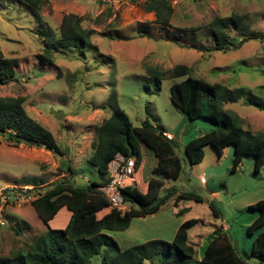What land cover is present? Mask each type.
I'll list each match as a JSON object with an SVG mask.
<instances>
[{"label": "rangeland", "instance_id": "obj_1", "mask_svg": "<svg viewBox=\"0 0 264 264\" xmlns=\"http://www.w3.org/2000/svg\"><path fill=\"white\" fill-rule=\"evenodd\" d=\"M167 1L172 12L168 25H161L154 22L156 15L147 9L151 0H126L116 5L103 0H42L39 23L24 6L0 0V52L18 62L16 81L0 85V97L23 96L25 111L51 131L64 153L14 146L0 136V185L31 184L40 194L58 182L102 183L105 176L89 160L95 126L122 109L132 125L139 126L147 119L174 136L182 171L176 180H163L161 191L174 187L177 193L192 192L201 199H180L177 207L173 199H168L158 212L133 218L126 230L107 231L119 248L153 239L170 242L182 221L195 218L198 221L188 232V242L196 248L195 258L197 242L205 244L206 234L223 224L233 246L248 264H264L263 259L250 254L254 238L264 227L247 233V226L257 215L249 205L264 199V166L257 172L253 157H244L231 171L233 148H225L218 156L210 145L203 149L201 161L190 164L183 148L186 140L213 125L209 119H187L171 102L170 85L183 78L165 76L157 89L146 71L151 67L170 70L184 64L194 78L251 90L262 101L261 109L248 104L245 96L225 104L223 109L239 116L243 129L264 132V39H249L224 52L196 49L199 45L212 46L210 23L215 16H232L237 24H229L227 33L233 37L264 33V0ZM164 11L161 10L163 15ZM67 14L79 16L82 27L94 30L91 42L96 50H62L53 54L52 65H44L37 58L43 43L34 31L39 26L57 31ZM139 25L147 31L139 33ZM139 145L141 161L134 179L143 191L156 158L145 145ZM8 211L11 223L21 225L19 234L9 224L0 226L3 256L25 250L34 237L47 229L31 204ZM68 220L69 211L62 206L48 226L62 228ZM101 261L102 253L94 256L90 264ZM143 264L159 261L156 257Z\"/></svg>", "mask_w": 264, "mask_h": 264}, {"label": "trees", "instance_id": "obj_2", "mask_svg": "<svg viewBox=\"0 0 264 264\" xmlns=\"http://www.w3.org/2000/svg\"><path fill=\"white\" fill-rule=\"evenodd\" d=\"M9 1L24 6L35 20L38 19V23L41 21L39 10L42 0ZM147 9L156 15L155 23L168 25L172 7L167 0H151ZM162 9L165 10V15L162 14ZM229 24H237L232 16H215L210 23L209 39L212 46L208 48L199 45L196 49L202 52H224L239 47L249 39H264V33L254 32L242 38L233 37L227 33ZM137 31L140 33L147 30L139 25ZM34 33L43 43V51L37 58L44 65H52L53 54L62 50H96L91 42L94 30L82 27L79 16L75 14L64 15L57 31L39 26ZM17 64V58L0 52V85L16 81ZM146 71L157 89L165 76L183 78L171 83V102L187 119H209L213 125L201 135L186 140L183 148L190 164L201 161L203 149L210 145L218 156L222 155L225 148H233L231 171L238 167L244 157H253V169L257 172L264 166V132L243 129L241 118L223 109L225 104L241 96L247 98L248 104L261 109L262 101L251 90L244 87L231 89L220 83L194 78L190 74V68L184 64L175 65L170 70L151 67ZM23 102L24 97L21 95L0 97V136L14 146L22 144L27 147H43L55 154H64L58 149L51 131L28 115ZM95 137L89 160L105 178L108 163L117 153L134 157L136 171L141 161L139 144L142 143L152 151L156 164L151 169L152 175L147 180L145 191L139 190L134 181L122 186L119 191L127 209L121 211L109 207L107 199L95 189L108 181V178L102 183L54 184L31 202L47 229L34 237L25 250L17 249L8 256L0 255V264H90L92 258L101 253V264H143L145 260L156 257L159 264H248L233 246L227 229L221 226L205 237L206 243L201 247L199 259H196L195 247L188 242V232L198 221L195 218L182 221L170 242L153 239L120 249L117 241L107 231L126 230L133 218L156 213L172 197L174 205L180 199L199 201L201 197L192 192L177 193L174 187L161 191L163 180H176L180 176L182 165L175 153L176 142L147 119L139 126H134L128 115L122 109H117L95 126ZM67 169L70 171L71 167L68 165ZM62 206L70 212L67 224L63 228L49 227L48 221ZM210 206L216 214V210L211 204ZM249 207L257 212L247 226V233L253 234L264 227V199ZM179 213L180 211L177 212ZM10 225L14 227L16 234L20 233V222L14 221V225ZM250 254L264 260V231L258 232L254 238Z\"/></svg>", "mask_w": 264, "mask_h": 264}, {"label": "built area", "instance_id": "obj_3", "mask_svg": "<svg viewBox=\"0 0 264 264\" xmlns=\"http://www.w3.org/2000/svg\"><path fill=\"white\" fill-rule=\"evenodd\" d=\"M109 4H121L126 0H103ZM134 157H125L117 153L107 166V178L103 185L95 187L107 199L109 207L124 210L122 195L119 189L132 181L134 173ZM125 180H128L125 182ZM40 194L35 192L31 184L0 185V226L14 225L9 218V209L21 207L36 199Z\"/></svg>", "mask_w": 264, "mask_h": 264}, {"label": "crops", "instance_id": "obj_4", "mask_svg": "<svg viewBox=\"0 0 264 264\" xmlns=\"http://www.w3.org/2000/svg\"><path fill=\"white\" fill-rule=\"evenodd\" d=\"M16 71V70H15ZM163 133L169 138V139H174V136L171 134V133H169V132H166V131H163ZM207 147V146H206ZM91 153H92V151H91ZM134 174H135V171H134V173H133V180L132 181H134L136 184H137V181L134 179ZM201 178L203 179V181L205 182V180H204V177L203 176H201ZM107 179V177L103 180L104 182H105V180ZM102 181V182H103ZM146 186H147V183H146V185H145V188H144V190L143 191H145V189H146ZM172 199V198H171ZM180 201V200H179ZM179 201H178V203H179ZM173 202H174V199H173ZM175 207H177V205H174ZM162 208V207H161ZM35 211V210H34ZM158 212V211H157ZM154 214V213H153ZM151 215V214H150ZM148 216V215H147ZM69 218H70V212H69ZM67 224V223H66ZM65 224V225H66ZM45 225V224H44ZM219 226H221L223 229H226L227 228V226H225V225H223V224H219ZM63 228V227H62ZM209 233H207L206 234V236L208 235ZM205 236H202V241H203V238H204ZM205 239V238H204ZM202 245L203 244H201L200 243V241L199 242H197V245L196 246H198V257L196 258V259H199V257H200V250H201V247H202ZM195 250H196V248H195Z\"/></svg>", "mask_w": 264, "mask_h": 264}]
</instances>
